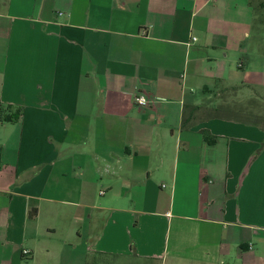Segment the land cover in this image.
Masks as SVG:
<instances>
[{"label": "crops", "instance_id": "crops-1", "mask_svg": "<svg viewBox=\"0 0 264 264\" xmlns=\"http://www.w3.org/2000/svg\"><path fill=\"white\" fill-rule=\"evenodd\" d=\"M256 10L0 0V264H264V129L215 117L264 102Z\"/></svg>", "mask_w": 264, "mask_h": 264}, {"label": "rangeland", "instance_id": "rangeland-1", "mask_svg": "<svg viewBox=\"0 0 264 264\" xmlns=\"http://www.w3.org/2000/svg\"><path fill=\"white\" fill-rule=\"evenodd\" d=\"M262 2H263L262 6L260 7L259 4H257V1L254 0V4L257 10H256V16H255L256 19H255L254 26H253V32L255 36L258 38L256 44L264 52V0H262ZM232 97L233 96H228L226 98L232 99ZM231 106L235 108L234 110L235 112L242 114L244 117H247L248 119L251 118L250 114H254L255 116L256 114H258L260 115V117H264V103L260 105L258 108H252V109H251V106L249 105L247 106V104L245 105V107L242 105L234 106L232 104H230L228 107L231 108ZM247 111H250L252 113H249ZM59 241H60L59 237L54 239V242H56L57 244ZM85 247L86 246L83 245L82 249H84ZM73 261H74V256L72 254L68 253L67 251L66 252L62 251L59 258L53 259L51 261V264H73ZM98 262L99 263L97 264H143L142 262H138V261H130V259H124L122 261L121 260L119 261L118 258H104V257H101L100 261ZM36 264H50V263L48 261V258L42 254L37 259ZM152 264H155V263H152Z\"/></svg>", "mask_w": 264, "mask_h": 264}, {"label": "trees", "instance_id": "trees-1", "mask_svg": "<svg viewBox=\"0 0 264 264\" xmlns=\"http://www.w3.org/2000/svg\"><path fill=\"white\" fill-rule=\"evenodd\" d=\"M237 88H232L229 90V93L231 95L229 96H233V100L229 103H226L225 105H220L219 107H217V109L215 110V117L216 118H225V119H232V120H237V121H242V122H246V123H250V124H253V125H256L260 128H263L264 129V117H260V115L256 114V116L254 114H250L251 115V118L248 119L247 117H244L242 114H239L238 112H235V108H233L231 106V108H229L228 106L230 104L236 106V105H242L245 107V105L247 104V106H251V109L252 108H258L260 105H262L264 102H262L261 100L259 99H240L238 98V95H237ZM239 107V106H237ZM7 109H12L11 107H8ZM21 111V110H19ZM241 111V110H240ZM249 113H252L250 111H247ZM6 113H7V110L6 108H4V106H0V120L1 121H6V122H13L15 120H17L18 118L17 117H10V116H6ZM19 115H20V112H18ZM260 117V118H259ZM205 136V139L208 143L210 144H213L215 143V139L211 136L208 135L207 132H205L204 134ZM264 147V145H263ZM36 214V211H32L30 213V217H34Z\"/></svg>", "mask_w": 264, "mask_h": 264}, {"label": "built area", "instance_id": "built-area-1", "mask_svg": "<svg viewBox=\"0 0 264 264\" xmlns=\"http://www.w3.org/2000/svg\"><path fill=\"white\" fill-rule=\"evenodd\" d=\"M194 41H196V39H194ZM134 102L138 107L141 108L149 107L151 104L150 98L144 93L137 94L134 98ZM24 255L29 256L30 251H24Z\"/></svg>", "mask_w": 264, "mask_h": 264}]
</instances>
